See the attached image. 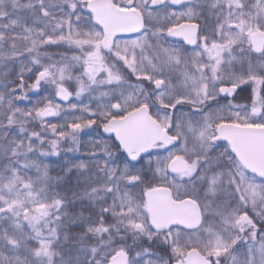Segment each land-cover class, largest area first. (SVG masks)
<instances>
[{
	"label": "snow or ice",
	"instance_id": "obj_1",
	"mask_svg": "<svg viewBox=\"0 0 264 264\" xmlns=\"http://www.w3.org/2000/svg\"><path fill=\"white\" fill-rule=\"evenodd\" d=\"M0 264H264V0H0Z\"/></svg>",
	"mask_w": 264,
	"mask_h": 264
}]
</instances>
